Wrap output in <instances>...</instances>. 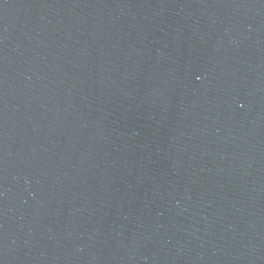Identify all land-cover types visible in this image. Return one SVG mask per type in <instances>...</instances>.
Segmentation results:
<instances>
[{
  "label": "water",
  "instance_id": "obj_1",
  "mask_svg": "<svg viewBox=\"0 0 264 264\" xmlns=\"http://www.w3.org/2000/svg\"><path fill=\"white\" fill-rule=\"evenodd\" d=\"M0 264H264V0H0Z\"/></svg>",
  "mask_w": 264,
  "mask_h": 264
}]
</instances>
